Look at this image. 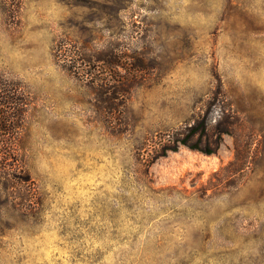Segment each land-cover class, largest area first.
<instances>
[{
    "label": "rangeland",
    "instance_id": "1",
    "mask_svg": "<svg viewBox=\"0 0 264 264\" xmlns=\"http://www.w3.org/2000/svg\"><path fill=\"white\" fill-rule=\"evenodd\" d=\"M65 43L132 56L113 121ZM0 75L30 96L38 187L28 210L0 197V264H264V0H0ZM218 84L239 117L219 150L142 165Z\"/></svg>",
    "mask_w": 264,
    "mask_h": 264
},
{
    "label": "trees",
    "instance_id": "2",
    "mask_svg": "<svg viewBox=\"0 0 264 264\" xmlns=\"http://www.w3.org/2000/svg\"><path fill=\"white\" fill-rule=\"evenodd\" d=\"M69 45L72 46L68 43L67 47L63 44L56 47L55 56L59 59L65 56V61L69 62L68 69L73 74H81L85 77L83 79L89 80L91 87H99L97 92L101 102L106 104L104 108L109 109L108 118L113 121V115L127 105L128 88L131 86L129 75L122 74V70L127 72L125 63L132 56L113 44L99 53L88 48L87 44L71 48ZM30 105V96L20 82L0 75V197H7L8 204L23 211L29 209L32 198L38 194V187L27 168L22 138ZM214 111L219 117L215 124L210 120ZM238 122L239 117L231 107L227 94L218 84L192 121L152 138L156 139L153 155H149L142 165L148 167L169 152H177L182 146L212 155L219 150L224 135H233ZM243 158L240 146L236 145L235 160L228 168L234 167L233 173L243 170Z\"/></svg>",
    "mask_w": 264,
    "mask_h": 264
}]
</instances>
